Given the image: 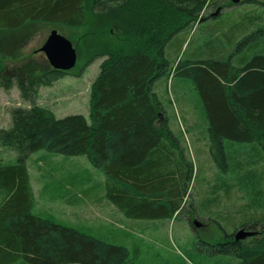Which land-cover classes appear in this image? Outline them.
<instances>
[{
  "label": "trees",
  "instance_id": "16d2710c",
  "mask_svg": "<svg viewBox=\"0 0 264 264\" xmlns=\"http://www.w3.org/2000/svg\"><path fill=\"white\" fill-rule=\"evenodd\" d=\"M238 4L264 7L259 0ZM233 6L232 0H0V89L17 86L31 105L12 109L10 127L0 129V145L16 154L15 163L0 165V264H136L135 250L34 215L26 163L39 151L84 157L103 174L105 199L126 218L172 219L185 207L192 171L169 129L163 99L154 92L156 81L171 75L189 82L218 169L225 174L234 166L239 172L237 179L214 185L213 193L233 186L246 190L245 210L253 214L261 191L253 188L250 196L247 188L258 174L253 166L264 157V14L245 13L230 21L220 11L214 16ZM207 14L225 30L207 36L206 48L218 47L193 52L172 66L168 47L180 34L193 35ZM33 25L86 30L70 39L75 67L82 63L78 75L96 58L102 60L90 85L87 119H56L33 105L40 87H52L69 71L45 64L8 70L13 60L4 49ZM191 130L187 127L185 136ZM249 145L256 148L245 151ZM211 209L207 202L203 212ZM240 229L255 234L235 242L224 233V241L209 246L211 253L232 257L236 264H264V217L253 215L232 234Z\"/></svg>",
  "mask_w": 264,
  "mask_h": 264
},
{
  "label": "rangeland",
  "instance_id": "374dc122",
  "mask_svg": "<svg viewBox=\"0 0 264 264\" xmlns=\"http://www.w3.org/2000/svg\"><path fill=\"white\" fill-rule=\"evenodd\" d=\"M259 1L264 3V0ZM238 3L219 10L224 20L238 19L245 13H248L246 16L264 14V7L255 8ZM211 12L208 11V14ZM208 14L206 21L193 35L180 34L168 47L166 55L172 66L193 52L198 54L218 47L211 48L210 45L206 48L207 36L223 30L216 28L220 22L210 21ZM53 30L68 40L74 49L75 42L70 37L83 36L86 32H73L60 26L33 25L17 34L15 43L4 49L7 59L13 60L8 62V70L19 68L22 64L39 69L44 64L49 65L40 48ZM182 41L186 43L181 46ZM101 62V59L96 58L79 75L82 63L78 62L69 71L70 75L52 87H40L33 105L51 111L56 119L74 115L87 119L89 89L98 75ZM190 88L189 82L179 75H171L168 80L159 79L154 86V92L165 104L169 129L177 138L185 160L191 164L189 193L185 198V207L178 215L159 221L128 219L105 199V178L84 157H66L45 151L33 153L26 163L35 201L33 214L77 228L104 242L123 245L131 253L135 250L138 254L136 264H236L237 261L232 257L212 254L209 246L224 241V233L232 234L234 227L247 222L253 215L264 217V157L253 166L258 174L255 178L251 177L255 181L253 187L247 188L248 194L253 188L261 191L252 215L245 210L249 208L246 190L233 186L230 191L213 193L214 185L237 179L240 175L234 166L230 167L229 172L221 173L214 161L215 150L211 149V144L203 145L202 133L205 129L202 127L200 110L194 107ZM29 106L30 103L21 99L17 86L14 85L8 91L0 89V129L10 127L12 109ZM190 126L192 130L188 138L184 133ZM192 134H198L200 141H193ZM249 146L245 151H253L250 149L252 146ZM252 148H256V145ZM228 160L229 165L236 162L234 157ZM15 161L16 154L0 145V165L13 164ZM207 202L212 208L210 213L203 212ZM206 215L214 222L206 221L205 227L194 231L190 222L194 218L200 223V219L208 218Z\"/></svg>",
  "mask_w": 264,
  "mask_h": 264
},
{
  "label": "water",
  "instance_id": "95a60500",
  "mask_svg": "<svg viewBox=\"0 0 264 264\" xmlns=\"http://www.w3.org/2000/svg\"><path fill=\"white\" fill-rule=\"evenodd\" d=\"M242 0H232V4H236ZM217 12L214 14L216 16ZM40 51L45 56L49 66L60 72H68L74 68L76 63V53L72 44L60 36L55 30H53L45 41L44 45L40 48ZM194 229L200 228V223L194 221L192 223ZM254 232L245 231L244 229L238 230L234 235L235 242H241L254 236Z\"/></svg>",
  "mask_w": 264,
  "mask_h": 264
},
{
  "label": "crops",
  "instance_id": "0c3cea01",
  "mask_svg": "<svg viewBox=\"0 0 264 264\" xmlns=\"http://www.w3.org/2000/svg\"><path fill=\"white\" fill-rule=\"evenodd\" d=\"M196 100L195 96H194V101ZM201 114V113H200ZM194 123V122H193ZM187 135V134H186ZM190 136L188 135V138ZM187 138V137H186ZM191 138L193 139V141L195 142H199L200 138L198 137V134H192ZM202 141H203V145L206 146V143L209 145L210 144V137L208 136L206 130L203 131L202 133Z\"/></svg>",
  "mask_w": 264,
  "mask_h": 264
},
{
  "label": "flooded vegetation",
  "instance_id": "af4514ba",
  "mask_svg": "<svg viewBox=\"0 0 264 264\" xmlns=\"http://www.w3.org/2000/svg\"><path fill=\"white\" fill-rule=\"evenodd\" d=\"M206 221L214 222L212 218H202V220L200 219V228L205 227V225L207 224ZM192 223H193V220L191 222V225H192ZM193 230L195 231L196 229H193ZM234 234H231V236L234 237ZM225 236H227V235H225Z\"/></svg>",
  "mask_w": 264,
  "mask_h": 264
}]
</instances>
